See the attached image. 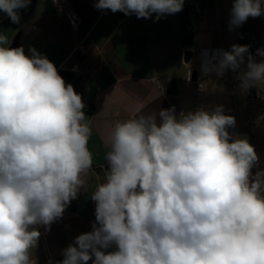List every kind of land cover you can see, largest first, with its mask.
Listing matches in <instances>:
<instances>
[{
	"label": "clouds",
	"instance_id": "obj_1",
	"mask_svg": "<svg viewBox=\"0 0 264 264\" xmlns=\"http://www.w3.org/2000/svg\"><path fill=\"white\" fill-rule=\"evenodd\" d=\"M184 3L94 7L159 21ZM30 4L0 0V13L19 25ZM261 16L264 0H232L229 30ZM8 45L0 32V264H37L40 229L50 232L85 189L92 130L82 95L55 64L34 47ZM249 48L233 44L202 71L231 70L242 94L256 88L264 100V59ZM235 123L223 105L179 114L172 106L117 122L105 139V180L90 197L95 222L55 264H264V168L246 138L233 139Z\"/></svg>",
	"mask_w": 264,
	"mask_h": 264
},
{
	"label": "crops",
	"instance_id": "obj_2",
	"mask_svg": "<svg viewBox=\"0 0 264 264\" xmlns=\"http://www.w3.org/2000/svg\"><path fill=\"white\" fill-rule=\"evenodd\" d=\"M95 3L96 0H72L84 29L79 32H74L56 14L52 0H31L27 9L19 10V25L0 13V32L8 37V46L21 29L26 53L34 47L55 64L59 74L66 72L73 76L64 80L82 95L86 104L85 122L92 130L88 148L93 167L84 177L85 189L66 208L63 217L52 224L50 232L40 229L38 246L31 253L37 264L62 260V250L78 235L91 231L95 202L90 197L105 180L104 166L109 151L105 139L117 122L172 106L179 114L223 105L225 112L234 111L236 123L230 132L233 139L246 138L260 157L259 167L264 168L261 100L247 102L246 93H241L236 73L231 70L223 76L215 72L205 75L202 71L209 59H219L231 45L239 44V27L229 30L232 0H196L199 11L190 8L192 17L187 9L184 16L180 11L159 21H155V15L149 19H138L135 15L119 17L111 10L96 9ZM187 21L193 26L194 45L190 49L194 57L184 64L183 54L188 48L183 45V32ZM79 42L83 44V52H75ZM74 64L80 65L78 73L71 71ZM194 70H197L196 79L192 80L191 76V81H187L188 73ZM201 77L202 97L197 99L195 81ZM172 82L177 95L167 93ZM259 88L264 94V84ZM249 91L257 92V89ZM112 250L114 247L108 249Z\"/></svg>",
	"mask_w": 264,
	"mask_h": 264
},
{
	"label": "built area",
	"instance_id": "obj_3",
	"mask_svg": "<svg viewBox=\"0 0 264 264\" xmlns=\"http://www.w3.org/2000/svg\"><path fill=\"white\" fill-rule=\"evenodd\" d=\"M52 2H53V6H54V10L56 14L61 16L74 32H79L80 30H84L82 27L81 21L79 19V16L73 8L72 0H52ZM184 7H186L187 9H190V8L194 9L196 12L199 11V6L197 5L196 0H185ZM76 51H82V52L84 51L82 42L78 43V45L76 46L75 52ZM71 71L73 73H78L80 71V65L74 64L71 67ZM187 81H191V73H188ZM195 86H196L197 99H201L202 87H203V77L198 78L195 81ZM261 92L263 94V91ZM258 98L259 96L257 92L248 91L246 93L247 102H252ZM260 100H261V105H262V121L264 122V100L262 99ZM225 114L234 116V111L229 110V111H226ZM231 129L232 128H229L228 131L231 132Z\"/></svg>",
	"mask_w": 264,
	"mask_h": 264
},
{
	"label": "water",
	"instance_id": "obj_4",
	"mask_svg": "<svg viewBox=\"0 0 264 264\" xmlns=\"http://www.w3.org/2000/svg\"><path fill=\"white\" fill-rule=\"evenodd\" d=\"M116 14L119 17H122L125 15L124 13L119 12V11L116 12ZM183 45L188 48L183 54V63L189 64L194 57V53L190 49L194 45V32H193V26L191 25V23L189 21L184 23ZM20 46H23L22 40H21V29H19L17 31L16 35L14 36V38L10 44V47H13V48L20 47ZM201 63H202V61H201ZM60 75L63 78H72L73 77L71 74H68L66 72H62V73H60ZM191 76H192V80H195L196 76H197V70L192 71ZM177 92L178 91L176 89L175 82H172L167 89V93L169 95H177ZM106 168H107V165L104 166L105 172H106Z\"/></svg>",
	"mask_w": 264,
	"mask_h": 264
},
{
	"label": "trees",
	"instance_id": "obj_5",
	"mask_svg": "<svg viewBox=\"0 0 264 264\" xmlns=\"http://www.w3.org/2000/svg\"><path fill=\"white\" fill-rule=\"evenodd\" d=\"M186 11H187V8L183 7V10H182L183 16L186 13ZM245 44L250 46L249 51L255 57H259V56H256L257 49H264V38L252 35L249 28H247L246 26V22L243 23V25L239 27V45H245Z\"/></svg>",
	"mask_w": 264,
	"mask_h": 264
},
{
	"label": "rangeland",
	"instance_id": "obj_6",
	"mask_svg": "<svg viewBox=\"0 0 264 264\" xmlns=\"http://www.w3.org/2000/svg\"><path fill=\"white\" fill-rule=\"evenodd\" d=\"M188 14L192 17L193 11L188 9ZM246 26L249 28L251 33L255 32L253 35L264 38V16L256 18L249 17L246 21Z\"/></svg>",
	"mask_w": 264,
	"mask_h": 264
}]
</instances>
